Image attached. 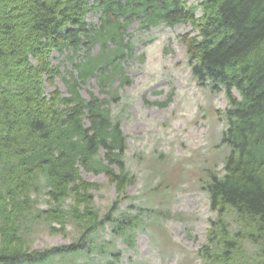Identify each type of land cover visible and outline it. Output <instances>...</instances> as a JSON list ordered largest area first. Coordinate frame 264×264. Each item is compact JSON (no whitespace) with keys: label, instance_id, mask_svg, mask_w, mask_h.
<instances>
[{"label":"trees","instance_id":"obj_1","mask_svg":"<svg viewBox=\"0 0 264 264\" xmlns=\"http://www.w3.org/2000/svg\"><path fill=\"white\" fill-rule=\"evenodd\" d=\"M186 2L0 0V264H65L68 257L88 252L100 256L99 264H116L117 251L105 254L98 248L96 234L105 226L111 237L133 244L136 214L143 217L145 210L118 207L117 199L135 181L125 169L119 125L101 101L82 98L77 80L65 79L51 63L53 52H77L102 41V30L113 22L110 37L120 39L131 15L144 23L188 22L197 30L183 40L190 63L196 61L195 75L228 98L220 144L229 147L223 174H212L204 186L216 219L200 251L207 264H264L259 255L264 253V0ZM89 13L100 15L98 30L88 26ZM118 14L126 17L124 23ZM116 42L113 58L123 52ZM110 62L101 52L74 67L84 81L98 64ZM60 76L66 96L55 85ZM80 168L103 173L114 185L117 198L107 211L94 207L92 191L99 186L84 180ZM38 196L45 207L38 206ZM37 223L52 233H64L71 224L79 236L34 250L29 238ZM246 239L257 245L256 256L243 254Z\"/></svg>","mask_w":264,"mask_h":264},{"label":"rangeland","instance_id":"obj_2","mask_svg":"<svg viewBox=\"0 0 264 264\" xmlns=\"http://www.w3.org/2000/svg\"><path fill=\"white\" fill-rule=\"evenodd\" d=\"M136 27L130 28L134 46L145 35L153 39L134 50L121 78L105 85L96 77L84 83L78 79L80 94L105 101L126 136L124 163L135 181L119 196L120 209L129 204L145 210L143 217L136 214L132 245L111 237L104 227L96 234L98 248L105 254L117 251L116 264H207L200 249L209 242L208 231L216 216L209 209L204 186L212 174L222 173L227 152L219 146L222 124L218 117L227 102L223 94L198 86L189 74L184 47L176 38L185 31L182 25L161 26L149 33ZM54 55L53 64L64 78L72 73L77 79L73 62ZM56 86L67 95L60 78ZM81 175L99 186L92 192L94 207L107 211L117 198L114 186L104 174L81 170ZM36 199L39 207H45L43 197ZM33 227L29 243L34 250L65 245L79 236L77 226L71 224L64 233H52L38 223ZM103 242L107 245L102 246ZM241 249L245 256L259 253L248 239L241 241ZM259 255L264 258L263 252ZM99 258L88 252L68 257L65 264H94Z\"/></svg>","mask_w":264,"mask_h":264}]
</instances>
